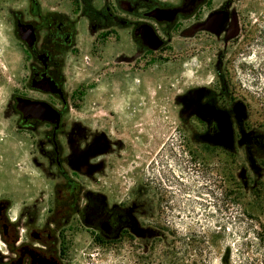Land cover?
I'll return each instance as SVG.
<instances>
[{
    "label": "flooded vegetation",
    "instance_id": "flooded-vegetation-1",
    "mask_svg": "<svg viewBox=\"0 0 264 264\" xmlns=\"http://www.w3.org/2000/svg\"><path fill=\"white\" fill-rule=\"evenodd\" d=\"M238 3L72 0V11H65L43 8L39 0H0V26L17 44L25 73L21 78L5 68L19 84L0 108V264H69L67 241L81 228L104 247L124 239L161 240L166 221L179 209L151 178H137L134 190L122 194L112 176L113 155L106 162L110 176L104 187L79 180L104 169L102 152L109 148L80 119L69 118L74 106L65 90V61L76 47L81 19L96 42L121 36L126 64L136 71L148 57L162 60L176 53L197 61L213 53L215 80L174 98L178 126L188 143L222 165L225 158L237 164L242 158L249 167H264V134L222 74L228 47L264 38L261 26L254 25L264 17L255 18ZM23 101L36 104L27 109ZM214 134L226 144H213ZM50 174L62 180L51 199Z\"/></svg>",
    "mask_w": 264,
    "mask_h": 264
},
{
    "label": "rangeland",
    "instance_id": "rangeland-1",
    "mask_svg": "<svg viewBox=\"0 0 264 264\" xmlns=\"http://www.w3.org/2000/svg\"><path fill=\"white\" fill-rule=\"evenodd\" d=\"M39 1L47 9L69 11L73 7L72 0ZM238 6L255 18L264 17V0H239ZM255 24L264 33V19ZM9 38V31L0 26V108L9 103L10 90L19 84L5 68L25 76L22 55ZM212 54L197 61L184 60L176 53L162 60L148 57L136 71V66L126 64L121 36L96 42L87 22L80 20L76 47L65 61V90L75 108L69 118L80 119L109 148L102 152L104 169L79 180L104 187L110 176L106 162L113 155L112 176L122 194L134 190L137 178H151L179 209L166 221L167 233L161 240L124 239L104 247L93 240V233L81 228L67 241L69 264L264 263V248L256 240L264 231L260 227L264 223V167H249L242 158L240 164L225 158L222 165L220 159L207 157L203 148L188 143L176 118L177 95L215 80ZM225 58L222 74L229 88L246 104L251 123L264 134V38L228 47ZM60 182L59 176L49 175V199ZM246 203L257 204L263 213L243 216Z\"/></svg>",
    "mask_w": 264,
    "mask_h": 264
},
{
    "label": "trees",
    "instance_id": "trees-1",
    "mask_svg": "<svg viewBox=\"0 0 264 264\" xmlns=\"http://www.w3.org/2000/svg\"><path fill=\"white\" fill-rule=\"evenodd\" d=\"M257 193L258 192L256 190H254L253 195H254L255 198L258 197ZM255 211L261 212V214H262L263 213V208H260V206H257V204L256 205H252V204L246 203V206L243 209L242 215L247 217V218H251V217H253L252 214ZM260 227L263 230L264 229V223L261 222ZM256 240L258 242V246H260L263 249L264 248V231H262L259 234H257ZM185 244H186L185 245L186 247H191V244H187V243H185ZM260 264H264V263L260 262Z\"/></svg>",
    "mask_w": 264,
    "mask_h": 264
},
{
    "label": "water",
    "instance_id": "water-1",
    "mask_svg": "<svg viewBox=\"0 0 264 264\" xmlns=\"http://www.w3.org/2000/svg\"><path fill=\"white\" fill-rule=\"evenodd\" d=\"M159 47V45L157 44V45H155V46H151L150 47V49L151 50H156L157 48ZM22 104H25L24 105V108H27V109H29V108H34V107H32V106H34L36 103L35 102H32V101H23V103ZM210 141L213 143V144H215V145H225L226 144V139L224 138H221V136L219 135V134H214V135H212V136H210Z\"/></svg>",
    "mask_w": 264,
    "mask_h": 264
}]
</instances>
